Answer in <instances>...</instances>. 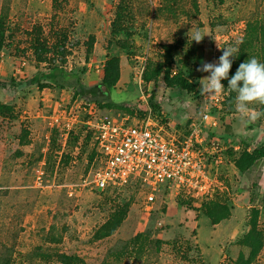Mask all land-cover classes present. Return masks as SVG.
<instances>
[{
	"label": "rangeland",
	"instance_id": "obj_1",
	"mask_svg": "<svg viewBox=\"0 0 264 264\" xmlns=\"http://www.w3.org/2000/svg\"><path fill=\"white\" fill-rule=\"evenodd\" d=\"M218 45L238 48L229 79L264 62V0H0V264H264V117L241 120L227 79L210 196L165 185L148 202L138 181L88 185L103 157L86 122L136 123L148 106L167 139H184L202 114L197 68L218 63ZM114 58L109 93L124 106L74 98L71 80L100 84Z\"/></svg>",
	"mask_w": 264,
	"mask_h": 264
},
{
	"label": "built area",
	"instance_id": "obj_2",
	"mask_svg": "<svg viewBox=\"0 0 264 264\" xmlns=\"http://www.w3.org/2000/svg\"><path fill=\"white\" fill-rule=\"evenodd\" d=\"M201 98L200 119L191 124L182 140L167 139L148 106L145 118L136 123L109 116L88 120L86 124L103 157L88 185L115 190L138 181L149 189L148 202L165 185L194 198L210 196L217 183L210 164H222L226 159L220 139L209 135L216 125L215 111L224 102L225 90L219 96Z\"/></svg>",
	"mask_w": 264,
	"mask_h": 264
},
{
	"label": "clouds",
	"instance_id": "obj_3",
	"mask_svg": "<svg viewBox=\"0 0 264 264\" xmlns=\"http://www.w3.org/2000/svg\"><path fill=\"white\" fill-rule=\"evenodd\" d=\"M187 36L196 43L202 42L206 36L200 30L190 29ZM223 54L219 57L218 63L201 61L197 71L209 73L199 81L200 94L206 96H219L225 90L222 80H228L227 90L235 92V110L242 121L249 124L264 117V111L250 107L252 104L264 106V62L252 57L241 63L234 75L229 79V72L232 68V57L236 56L238 48H221Z\"/></svg>",
	"mask_w": 264,
	"mask_h": 264
},
{
	"label": "trees",
	"instance_id": "obj_4",
	"mask_svg": "<svg viewBox=\"0 0 264 264\" xmlns=\"http://www.w3.org/2000/svg\"><path fill=\"white\" fill-rule=\"evenodd\" d=\"M110 61V68H106V74L105 77L103 78L102 82L98 85H93V86H88L85 85L79 77H75L74 79L71 80V85L74 90V98L81 96L83 98H87V96H92L91 101L96 103L97 105H102L104 103L108 108H122L124 105L123 103H118L115 102L111 99L110 96V89L116 85L117 81V74L115 73V67L117 66L119 59L114 58ZM113 65V66H112ZM76 75V73H74ZM53 73L50 74H43L42 79L44 80H54L56 77ZM39 81V78L38 80ZM58 86H62L60 82H56ZM178 87L180 90H186L187 87L185 86L184 83H177ZM7 86L6 82L2 80L1 75H0V87L4 88ZM105 88V91H103L101 88ZM264 148V145L262 146ZM69 264H79L81 263V260L79 259L78 256H64Z\"/></svg>",
	"mask_w": 264,
	"mask_h": 264
}]
</instances>
